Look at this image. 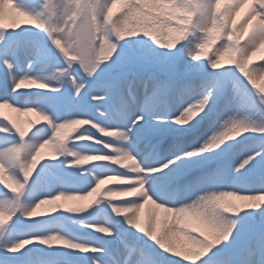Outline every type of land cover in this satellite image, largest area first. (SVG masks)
<instances>
[{
  "label": "snow or ice",
  "instance_id": "snow-or-ice-1",
  "mask_svg": "<svg viewBox=\"0 0 264 264\" xmlns=\"http://www.w3.org/2000/svg\"><path fill=\"white\" fill-rule=\"evenodd\" d=\"M12 2L32 19L14 27L0 28V40L3 34L22 30L23 26L43 30L64 60V66L55 68L54 72L66 77L73 95L78 97L87 81L93 82L87 95L101 119L87 115L79 119L115 129L113 136L96 135L97 132L92 131L95 129L91 134L109 144L110 153L106 155L122 158L124 164L132 161L136 166L135 171H129L113 163L124 170L119 175L139 179L111 185L127 191L108 193L129 197L113 200V205L124 207L116 210L110 207V210L115 215L128 214L117 216H122L123 222L134 230L131 235L136 241H150L171 264H264V124H256L247 117L236 119L223 110L214 111L220 100L239 105V90L230 93L228 81L216 82L207 74H191L198 66L192 62L200 61H206L213 72L238 73L241 82H246V87L254 93L251 102L264 106V86L257 85L256 78L248 71L252 53L264 44V0H252L255 7L241 19L239 26L229 8L221 10L224 0H161L153 4H134L124 11L123 21L103 25L100 29L104 34L103 44L98 32L85 30L75 51L67 41L53 36L37 13L21 6L18 0ZM115 9L112 5L108 15L111 16ZM141 9L144 11L140 22L131 34L126 32L121 23L127 24L129 16L136 18ZM214 46L215 53L210 55ZM26 51H30L33 61L41 56L39 50ZM225 57L226 63L222 64ZM260 62H264V57ZM3 63L12 68L7 59ZM74 63L79 66L82 77L70 71ZM101 66L110 73L107 78L97 76ZM167 72H181L182 75L176 79L161 75ZM10 83L13 91L20 90L24 84L35 85V89L61 90L49 79L29 74L13 77ZM213 87L217 88L215 93ZM193 93L198 95L186 102ZM0 105L21 112L30 111L41 122L52 119L43 108L18 106L7 98L0 99ZM206 116L218 122V128L198 143L185 147L174 133L199 124ZM10 119L0 116V132L18 135L19 142L0 147V152L7 159H15L16 146L26 136ZM74 119L67 117L58 123L63 127L66 126L63 121ZM30 130L39 133L41 123L31 125ZM29 133L27 131V135ZM248 133L259 136L251 147L241 143ZM158 134H164L166 140L162 142ZM44 140L32 156V162L21 165L19 176L6 169L15 188L0 183V194L11 197L7 203H0V214L4 217L0 233L17 214L25 219L46 216L38 213L41 204L47 202L45 199H37L22 213L17 212L16 205L38 165L36 162L45 159L42 150L48 140ZM234 142L241 143L238 159L228 156ZM48 153L49 157L54 155L51 151ZM96 159L92 155L81 156L75 163ZM249 174H254L253 179L241 183V178ZM106 182L105 178H95L94 186L76 193L77 198L87 201L83 205L85 209L92 203L90 198H94ZM181 188L187 195L174 197L172 191ZM52 196L61 199L60 195ZM146 205L151 207L146 218H142L141 210ZM248 209L260 210L258 230L248 223L252 213L240 215L242 210ZM45 212L50 214L51 210ZM159 212L165 214L163 219L159 218ZM114 231V226H106L95 232L112 235ZM113 238L117 244L109 249L101 243V255H96L97 248L93 247L91 239L85 247L83 241L69 244L62 237L31 233L0 247V253L8 257L7 264H33L34 251H44L37 245L62 246L85 254L92 252L93 255L88 256L90 264H158L139 243L119 234ZM70 254L53 249L37 264H79L66 258ZM101 256L106 259L102 260Z\"/></svg>",
  "mask_w": 264,
  "mask_h": 264
},
{
  "label": "rangeland",
  "instance_id": "rangeland-1",
  "mask_svg": "<svg viewBox=\"0 0 264 264\" xmlns=\"http://www.w3.org/2000/svg\"><path fill=\"white\" fill-rule=\"evenodd\" d=\"M18 2L27 10L37 13L44 21L48 31L53 36L60 37L62 41H67L71 49L75 51L76 44L85 30L98 32L100 43L103 44L104 34L100 29L105 23L116 24L123 21L124 11L130 9L134 4H153L159 3L161 0H18ZM226 3L225 0L221 3V10L226 7L229 8L233 13L232 18L239 26L241 19L245 16L243 5L239 4L240 2H231L230 5ZM112 5H115L116 9L109 16L108 12ZM251 6L254 7L255 4ZM143 11L141 9L136 18L129 16L127 24L121 23L126 32L131 34L133 27L140 22ZM31 19V16L15 7L12 0H0V28L14 27L19 23H27ZM198 19L200 18L198 17ZM3 35L4 38L0 40V99L7 98L22 107L35 106L43 108L52 119L41 122L30 111L21 112L0 105V116H4L6 119L11 118L10 122L14 121V127H18V130H24L26 136L25 138L22 137L20 144L16 146L15 159H7L4 153L0 152V158H2L0 159V183L10 189L15 188V184L7 170L19 176L21 165L32 162L31 158L36 149L41 143L45 142L44 139L47 138L48 140L46 148L42 150L45 159L36 162L38 165L25 186L22 198L16 202L17 212L22 213L30 209L37 199H45L47 202L41 204L38 213L46 216L25 219L17 214L5 227L4 232L0 233V247L6 246L14 240L24 238L31 233L49 234V237L55 235L58 238H65L69 244L78 240L83 241L85 247L91 239L94 241L93 247L97 248L99 253L96 255H101L100 244L103 243L109 249L113 248L117 244L113 236L119 234L139 243L158 264H171L167 256L150 241H146V239L136 241V237L131 235L134 230L131 229L125 234L127 224L123 222L124 218L122 216H117L125 215L120 213L115 215L110 210V207L113 210L121 208L120 205L112 204L113 200L120 199V197L110 196L108 193L125 191L110 186L123 183L124 176L119 174L124 170L120 169L119 166L126 167L127 164L123 163L122 158L117 159L115 156L106 155L110 153L109 144L96 139L91 134V130L95 129L92 131H96V135L113 136L115 135V129L102 128L91 121L79 119L85 115L93 117L95 120L101 119L94 110V102L89 100L87 95L93 82L88 80L79 96L73 95V89L67 82L66 77L54 72L55 68L64 66V60L43 30L36 29L34 26H23L22 30ZM243 43L244 41H241V45ZM26 50H39L41 56L38 61H33L30 51ZM214 53L215 46L209 54L214 55ZM261 57H264V46L262 45L252 53L248 71L256 78L257 85L264 86V69L261 72L255 71L257 64L261 63L264 66V62H260ZM5 59L12 65L11 69L4 65L3 61ZM185 59H188L187 55H185ZM192 63L198 65L191 71L192 75L207 74L210 79L216 82L228 81L230 93L239 90V105L225 103L220 100L217 102L214 111L223 110L232 114L236 119L247 117L256 124H264V106L251 102L250 97L254 98V93L246 87V82H241L238 73L234 74L227 70L213 72L207 66L206 61ZM225 63L226 57L222 59V64ZM70 71L78 78L83 76L79 66L75 63ZM23 74L49 79L53 86H58L61 90L54 91L50 88L41 92L40 89H35V85L24 84L23 89L16 93L11 88L10 80ZM109 75L110 73L103 70V66L97 73L100 78H107ZM161 75L176 79L182 73L167 72L161 73ZM212 91L215 93L217 88L213 87ZM23 92L27 94H23ZM25 95H28L27 101L23 100ZM196 95L198 93L189 95L186 102ZM67 117H75L76 119L63 121L62 123L66 126L62 127L58 122ZM35 123H41L42 130L39 133L30 130V126ZM216 128H218V122H213L211 116H206L199 124L190 128L185 127L175 132L174 135L185 147H189L198 143L200 139ZM27 131H30L28 135ZM158 135L162 142L167 138L164 134ZM105 139L108 140L109 138ZM237 139L239 140V138ZM258 139L257 134L248 133L245 134V138L241 143L251 147L256 144ZM17 142H19L18 135L0 132V147ZM112 142L115 143V141ZM241 143L234 142V147L228 153L230 158H239ZM48 151L53 152L54 155L49 157ZM87 155L95 156L97 159L85 161L84 164L75 163L81 156ZM66 162L73 164V166H68ZM253 175L249 174L242 177L240 182L251 181ZM95 178H105L107 182L95 193L94 198H90L92 203L88 209H85L83 205L87 201L77 198L76 193L79 190L94 186ZM179 190L181 198H184L187 193L182 188ZM54 194L60 195L61 199H55L52 196ZM188 198H190V195ZM10 199L11 197L0 194V203H7ZM61 205L67 207L61 208ZM46 209H50L51 213L45 212ZM148 211L149 209L141 210L142 218H146ZM246 213H252V216L248 218V223L253 229L258 230L261 225L260 210H242L240 215ZM158 216L162 219L161 213H158ZM3 222L4 217L0 214V224H3ZM106 226H114L115 231L112 235L95 232ZM157 227H159V224ZM139 235V233H136V236ZM37 247L43 248L44 251H34L33 264H37V261L41 258H47L53 249L71 253L66 258L78 261L79 264H90L88 256L93 255L92 252L85 254L79 250L62 248V246L37 245ZM101 259H106V257L101 256ZM7 262L8 257L0 253V264H7Z\"/></svg>",
  "mask_w": 264,
  "mask_h": 264
},
{
  "label": "bare ground",
  "instance_id": "bare-ground-1",
  "mask_svg": "<svg viewBox=\"0 0 264 264\" xmlns=\"http://www.w3.org/2000/svg\"><path fill=\"white\" fill-rule=\"evenodd\" d=\"M225 1H227V5H230V3L231 2H233V3H238V2H240L239 4H242L243 5V7H244V10H243V13H245V15L248 13V12H250L251 10H252V8H254V7H252L251 5H253L254 3L252 2V0H225ZM257 2H258V0H257ZM13 17H15V16H13ZM262 46H264V44H261ZM260 45V46H261ZM262 69H264V66L261 64V63H259V64H257V68H255V71H257V72H261V70ZM16 78V77H15ZM17 78H19V77H17ZM23 86L24 85H22L21 86V89H23ZM41 90V92L42 91H46V89H40ZM23 91V90H22ZM24 91H28V90H24ZM16 93H18L19 92V90H17V91H15ZM27 94L26 92H23V94ZM27 96L28 95H25L24 97H23V100L24 101H27L28 100V98H27ZM195 98V96H193L188 102H190L192 99H194ZM135 164H134V162H132V161H128V163H127V165H126V167L125 166H121V168H127L129 171H135L136 170V166H134ZM133 179H136V180H138L139 178L138 177H124L122 180H123V183H126V182H129L130 180H133ZM137 187H140V185H137ZM125 191H127V189H124ZM172 194L174 195V197H180L181 198V195H180V190L179 189H174L173 191H172ZM121 199H126V198H129V197H120ZM120 207L122 208V207H124V206H122V205H120ZM150 207L151 206H149V205H146L145 206V209H150ZM159 213H161V218L163 219L164 218V216H165V214L164 213H162V212H159ZM125 216H127L128 214L127 213H123ZM159 218H160V216H159ZM126 230L127 231H129V230H131L130 228H129V226L127 225V228H126ZM125 230V234H127V231ZM177 243H180V241L179 240H177ZM96 254H99L98 252L96 253Z\"/></svg>",
  "mask_w": 264,
  "mask_h": 264
}]
</instances>
